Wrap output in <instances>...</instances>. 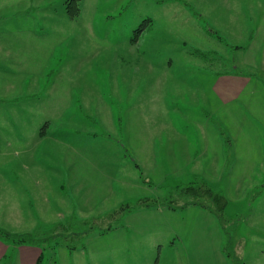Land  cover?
I'll use <instances>...</instances> for the list:
<instances>
[{"label":"rangeland","instance_id":"rangeland-1","mask_svg":"<svg viewBox=\"0 0 264 264\" xmlns=\"http://www.w3.org/2000/svg\"><path fill=\"white\" fill-rule=\"evenodd\" d=\"M205 121L225 147L223 168L203 179L226 200V264H264V0H0V230L30 233L43 264H222L216 235L204 242L191 215L175 242L154 225L93 222L192 182L161 175L164 162L148 174L149 161L142 173L123 167L150 157L158 140L186 144ZM104 138L125 153L113 194L92 187L94 165L113 172L110 159L93 157ZM64 155L90 187L60 190ZM33 178L49 181L24 184ZM68 213L75 218L60 224ZM11 254L6 264H19Z\"/></svg>","mask_w":264,"mask_h":264},{"label":"crops","instance_id":"crops-1","mask_svg":"<svg viewBox=\"0 0 264 264\" xmlns=\"http://www.w3.org/2000/svg\"><path fill=\"white\" fill-rule=\"evenodd\" d=\"M251 40L249 41L250 44ZM243 50V49H242ZM211 124L208 122H202L200 124H197L196 127L194 128V133H192L193 137L192 139L187 140V143L184 144L180 139L182 138H168L166 141L163 140L164 144L166 145L167 142L172 141V144H168L165 148L162 147V140H158L159 143H154L153 147H150V157H148V154H141L142 158H136L137 161L132 160V163L134 162L135 164H130L128 168L125 166H122V158L124 159L125 153L122 155V149L123 147H118L119 144H117L115 141L110 139H105V142L108 143V148L106 146H101L97 152L93 156L94 159L96 157L97 162H100V165H103L110 159V161L113 162V172L110 175L103 174L100 172L99 166L98 167H93V173L95 177H97V181L95 185H92L94 188H101L105 187L104 192L108 194H113L114 193V181L117 178V174L114 175V173L118 170H120L122 167L125 170H128V172L131 175V169L134 166L140 172L142 173V169L140 168L141 163L144 161H149V165L147 166V169L145 172L148 171H154L157 167V162H164V166L162 169L158 168V172L162 173L167 177L168 175H171L172 177L176 176H190L192 177V180L194 177H210V166L213 165V168L216 169V173L220 168H223V166L219 163L220 161H224L225 157V147H224V142L219 139L218 137L213 136L212 132L207 133L205 130L210 129ZM47 129L46 125H43L42 127L38 128L36 131V137L37 139L39 138L42 139L47 135ZM193 130V128H192ZM39 134H42L41 136ZM212 136H211V135ZM180 140V141H179ZM174 142V143H173ZM182 142V143H180ZM233 147V145H232ZM110 148V150H109ZM107 150L111 151L112 153L108 155L106 154ZM106 153H104V152ZM158 158H156V154H158ZM189 165L186 164L185 166H182L181 169L179 170V165L181 164L182 160H188ZM61 171H62V176H63V182L62 184L59 185L60 190L66 191L68 194L70 193H77V191L80 189L81 191H84L85 188H88L90 186L87 185V183L83 180V178L86 176L84 170L78 169V163L77 166H71L70 163L67 162V156L64 155L61 158ZM151 161V163H150ZM79 162V157L78 161ZM167 162H173L172 164V171L169 174L168 169L169 165ZM167 163V164H166ZM218 169V170H217ZM192 170V171H191ZM182 171V172H181ZM184 172V173H183ZM26 176V174H24ZM49 174L47 173L46 175H41L44 177H49ZM159 175V176H161ZM108 176V177H107ZM36 177V176H33ZM147 177V175H146ZM102 180V182H101ZM137 183L140 185H147V181L142 180V179H135ZM190 180V179H189ZM49 180L43 179L36 181L35 178L30 179L28 181L23 180L24 184L31 183L33 186H46ZM105 181V183H104ZM20 183V182H19ZM79 186V187H78ZM141 186V187H142ZM108 214V213H107ZM61 215V214H59ZM106 215V214H105ZM176 215H180V218H182V221L180 220L179 216L177 220L180 223H173V220L175 219ZM192 216V231H195L197 224L201 226L200 231L204 234L202 236L204 242L206 241V235L207 234H212L214 233L216 235V239L220 242V251L222 248V229L218 223V221L208 214V212L203 211L199 208L196 207H188L186 210L183 211H170V210H163V209H138L136 211H133L123 217V221L121 226H144V225H154L158 226L159 228H164L169 231L171 235L174 237V242L175 240H180L181 237H179L180 234H182L184 231L181 228L178 227H183L184 225L186 226L188 222V217L186 216ZM104 216V215H102ZM101 216V217H102ZM75 218L74 215L69 216V213L63 217L61 220L60 224L62 222H67V219L70 218ZM62 218V216H61ZM100 218V217H99ZM173 219V220H172ZM167 225H170L167 227ZM172 226V227H171ZM175 226V227H173ZM187 228V227H183ZM208 230V231H207ZM24 233V232H23ZM22 233V234H23ZM30 234V233H29ZM170 243L169 248L174 249L175 248V243ZM7 245V248L6 246ZM160 246V244H159ZM10 247V249H8ZM203 246L199 247V251ZM8 250H12V260L16 257V261L19 262V264H36L37 258L40 255V248L27 245V244H22L18 245L17 247H12L10 243H8L5 240H1L0 238V262H4L7 258V252ZM222 252V251H221ZM220 252V253H221ZM203 253H206V249L204 250ZM224 256V254H223ZM11 259V256L9 258V261ZM226 259V260H225ZM225 259L222 257V264H226L228 259L225 257ZM201 262V261H199ZM195 264V262H192Z\"/></svg>","mask_w":264,"mask_h":264},{"label":"trees","instance_id":"trees-1","mask_svg":"<svg viewBox=\"0 0 264 264\" xmlns=\"http://www.w3.org/2000/svg\"><path fill=\"white\" fill-rule=\"evenodd\" d=\"M226 141H227L226 145H229V140L226 139ZM225 206H226V200L224 196L215 193L213 191L212 185L209 184L208 181L200 177H194L192 182H189L186 185H183L182 187H178L177 191L169 192V194L165 198L145 197L137 200L133 204L125 203L123 205H120L117 209L113 210L112 212L98 219L97 218L93 219V222L96 223L98 220L102 222L104 221L113 222L114 228H116L117 226H121L122 224L121 221L125 215L133 211H136L138 209H163V210H170L176 212V211L186 210L188 207H196L203 211L208 212V214L213 216L218 221L219 225L221 226V229L223 230L224 225L227 222V219L225 218L224 215ZM70 219H74V217ZM70 219H69V223H70ZM111 228L112 225L108 226L106 229H102L101 231H99L98 234H103L106 231L111 230ZM67 231L68 230L65 229L64 233L57 235L58 239L56 241L57 242L60 241L61 242L60 244H64L63 242V240H65L64 235L68 236ZM86 234L87 233H85L84 235ZM223 234H224V230H223ZM0 238L11 243L13 248L22 244H27L40 248V255L37 258L36 264H43L45 258L44 256L45 250L38 243H36L35 240L32 239V237L29 234L11 235L3 230H0ZM68 238L69 236L66 238V240ZM221 251L227 259L230 257V254L225 250L224 244L222 245ZM50 257H53V254H51ZM9 258L10 256L7 257L2 264H6L7 259Z\"/></svg>","mask_w":264,"mask_h":264}]
</instances>
